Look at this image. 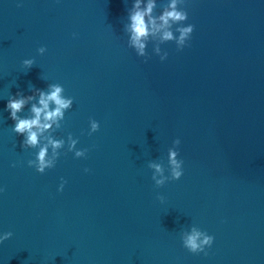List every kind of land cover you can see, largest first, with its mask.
Segmentation results:
<instances>
[{"label":"water","instance_id":"95a60500","mask_svg":"<svg viewBox=\"0 0 264 264\" xmlns=\"http://www.w3.org/2000/svg\"><path fill=\"white\" fill-rule=\"evenodd\" d=\"M133 3L0 0V264H264V0H185L188 45L150 37L147 57ZM49 83L74 101L51 134L87 151L39 173L4 105ZM174 146L183 174L156 186L149 164L169 175ZM193 226L206 255L183 246Z\"/></svg>","mask_w":264,"mask_h":264},{"label":"clouds","instance_id":"9594fccd","mask_svg":"<svg viewBox=\"0 0 264 264\" xmlns=\"http://www.w3.org/2000/svg\"><path fill=\"white\" fill-rule=\"evenodd\" d=\"M185 0H168L167 6L159 13L155 14L157 0H134L132 9L128 14L129 46L136 54L147 57V45L150 37H158L160 41H174L177 49L182 50L188 45L194 31V25L184 23L188 20V12L181 7ZM76 35L75 33L73 34ZM38 53L44 54L46 48L41 46ZM155 53L163 61L167 58L168 52L155 48ZM35 63L34 58H27L22 61L25 68H30ZM73 98L64 95V87L59 83H49L47 88H35L31 94L25 95L18 91L10 96L4 105V110L8 112L9 118L14 122L12 131L23 137L21 147L23 149H38L35 158L28 160L30 167H35L39 173H44L47 169L53 168L57 159L61 155V149L65 146L68 152H73L75 157H83L87 149L77 148L78 139L71 133L67 140L64 137L57 138L51 133L54 129H59L65 119L66 112L73 106ZM29 107L27 115H21L25 107ZM99 122L95 119L89 120V134L99 129ZM174 145H179L180 140L173 141ZM169 175L164 174V167L158 162L149 164L153 169L152 180L156 186L164 185L168 180L179 179L183 174V161L178 159L177 148L168 149ZM85 171H88L85 169ZM64 181L58 187V191L64 188ZM2 191V189H0ZM161 201L163 196L158 195ZM12 232H0V243L9 239ZM183 246L192 253L207 254L206 249L211 247L214 236L202 231L199 227L193 226L190 230L181 234Z\"/></svg>","mask_w":264,"mask_h":264}]
</instances>
